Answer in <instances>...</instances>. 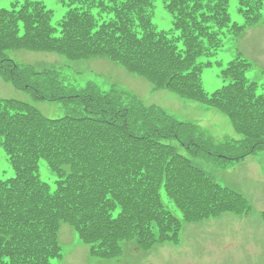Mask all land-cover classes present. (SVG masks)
<instances>
[{"label":"trees","instance_id":"16d2710c","mask_svg":"<svg viewBox=\"0 0 264 264\" xmlns=\"http://www.w3.org/2000/svg\"><path fill=\"white\" fill-rule=\"evenodd\" d=\"M57 25L39 1L0 11V77L36 101L66 109L58 119L32 104L0 101V147L13 176L0 179V264H53L62 257L58 232L70 225L94 256L114 258L123 245L148 250L177 241L185 223L249 212L248 202L222 187L195 160L221 169L264 151V85L250 82L251 64L238 56L221 71L227 82L205 91L203 71L227 35L257 25L264 0H238L244 24L234 23L230 0H165L169 31L153 23V0H67ZM56 53L77 61L109 59L169 90L224 113L239 140L214 143L194 124L175 119L137 95L89 82L67 84L53 68L19 64L7 52ZM45 161L53 189L40 176ZM178 208L176 218L162 193ZM264 216V214H263Z\"/></svg>","mask_w":264,"mask_h":264},{"label":"rangeland","instance_id":"374dc122","mask_svg":"<svg viewBox=\"0 0 264 264\" xmlns=\"http://www.w3.org/2000/svg\"><path fill=\"white\" fill-rule=\"evenodd\" d=\"M16 1L26 0H0V10L9 9ZM31 1L42 2L53 12L54 25H57L69 10L67 0ZM154 1V25L158 30L172 29V16L166 11L164 0ZM238 9V0H230L229 13L232 21L243 24L244 19ZM7 54L19 64L57 69L67 84L85 86L88 82H93L103 91L113 88L130 91L146 105L159 106L175 119L194 124L215 143L241 138L230 119L221 111L184 99L169 90L153 91L151 83L142 77L130 75L111 60L90 58L72 61L56 53L25 50H12ZM238 56L251 64L246 77L250 82L260 85V92H263L264 8L257 25L238 37L227 35L223 47L217 50L214 56L201 59L202 62L213 63L203 72V86L206 92L213 93L227 84L220 73ZM3 99L28 102L47 118L58 119L66 115L62 104L36 101L30 93L17 90L0 78V100ZM195 162L220 185L240 193L248 201L251 210L247 214H223L196 224H186L178 244L155 246L147 252L129 247L121 257L112 261L93 258L89 253V246L79 239L70 225L65 224L58 232L63 257L54 260L53 264H264V152L224 170L219 169L211 160L199 158ZM12 176L13 170L8 157L0 147V179L6 180ZM40 176L55 189L57 178L45 161L40 162ZM162 201L177 218L182 219L181 212L164 192Z\"/></svg>","mask_w":264,"mask_h":264}]
</instances>
